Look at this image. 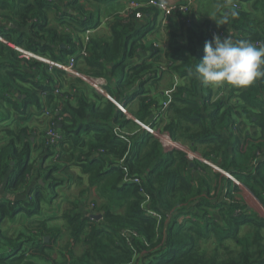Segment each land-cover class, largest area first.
<instances>
[{"label": "trees", "instance_id": "1", "mask_svg": "<svg viewBox=\"0 0 264 264\" xmlns=\"http://www.w3.org/2000/svg\"><path fill=\"white\" fill-rule=\"evenodd\" d=\"M131 1L151 0H0L23 29L4 23L0 36L53 61L76 56L78 74L106 79L109 95L128 110L123 114L82 79L21 59L0 42V264H264V219L236 196L245 186L264 207V77L216 91L194 74L214 29L264 45V0H216V25L198 23L196 10L174 14L165 28L175 21L165 59L145 42L160 26L159 10L129 13ZM140 50L149 55L134 62ZM172 73L181 81L160 87ZM37 118L41 126L30 128ZM136 120L241 185L180 150L166 152ZM54 126L62 139L52 146L45 134ZM79 184L86 186L79 200L60 196ZM45 209L57 216L47 218ZM62 228L70 234L65 248ZM245 228L251 234L240 236ZM209 243L211 252L204 248Z\"/></svg>", "mask_w": 264, "mask_h": 264}, {"label": "built area", "instance_id": "2", "mask_svg": "<svg viewBox=\"0 0 264 264\" xmlns=\"http://www.w3.org/2000/svg\"><path fill=\"white\" fill-rule=\"evenodd\" d=\"M146 7L156 8L159 10V12L161 14H163V18H161V20H160V26L163 29H165L167 24H168L167 19L169 17L173 16L174 14H176L178 12L186 14L189 11H195L196 10V4L194 3L193 0H184L182 4L175 5L174 7H168L166 4H164L162 2H158L156 0H151L148 3H135L133 1H131V2H129L127 11L129 13H135L138 10H140L141 8H146ZM231 7L236 9V8L240 7V3L237 1H232ZM142 17L143 16L141 13L136 14L137 19H142ZM214 30H215L214 33L216 34V36H220L221 38H224L223 34L219 33L217 29H214ZM93 33L94 32L91 30L87 31L84 35V40L87 41L89 39L90 35ZM0 42L8 45L11 49L16 51L19 54L21 59L35 60V61H38L40 63L47 65L49 68V71H52L54 69H58V70L65 72L66 74H68L70 76H75V77L82 79L90 89H92V90L96 91L97 93L101 94L102 96L106 97L110 102H112L114 105H116V107L123 114L128 115L127 107H125L121 103L117 102L115 99H113V97H111L109 95L108 90L106 88L107 84H108V81L106 79H104V78L90 79V78H87V77H84V76H81L78 74V72L76 71V58H77L76 56H71L67 62H57V61H53L47 57H43L39 54H35L31 51H28L19 45L12 44V43L8 42L7 40H5L2 36H0ZM153 46L155 47V49H159L158 45L153 44ZM160 52H161L162 57L165 59L166 50H164V51L160 50ZM81 55L87 56V53L85 51H82ZM172 92L173 91L167 92V95H169V97L163 103L164 110L167 109L169 107V105L171 104L170 95ZM55 93H60V91L57 89L55 91ZM49 111L50 110H46L44 113V116H46L47 118H50L49 117V113H50ZM136 123H138L147 133L155 136L160 141L162 147L164 148V150L166 152H172L174 150H180L187 155L188 159L191 162L200 161V162L212 167L213 163L203 159V157L200 154L191 152L190 150L185 148L182 144L173 140L167 133H161L160 130H156L155 128H152L148 125L142 124L141 122H139L137 120H136ZM61 139H62L61 132L59 130V127H56V126L50 127L45 134V140H47V142L52 146L57 145L61 141ZM224 175L228 179L233 181L234 184H236L238 186L241 185L231 175H229L227 173H224ZM134 183H139V180H134Z\"/></svg>", "mask_w": 264, "mask_h": 264}, {"label": "clouds", "instance_id": "3", "mask_svg": "<svg viewBox=\"0 0 264 264\" xmlns=\"http://www.w3.org/2000/svg\"><path fill=\"white\" fill-rule=\"evenodd\" d=\"M238 13L233 11L232 16ZM195 78L210 86L244 88L264 77V45L214 36L204 45L203 59L196 63Z\"/></svg>", "mask_w": 264, "mask_h": 264}, {"label": "crops", "instance_id": "4", "mask_svg": "<svg viewBox=\"0 0 264 264\" xmlns=\"http://www.w3.org/2000/svg\"><path fill=\"white\" fill-rule=\"evenodd\" d=\"M137 1H147V0H137ZM160 1H163V0H160ZM184 0H164L163 2L165 3H169V4H172V3H183ZM195 1V4H196V14H195V17H196V20L199 22H203V20H211L210 23L211 24H215L216 25V21L215 20V15L217 13V10H218V7L217 5L215 4V1L216 0H194ZM155 14H157L156 12L151 14V15H147L146 17H150V16H154ZM161 15L160 13H158V16L156 18V23L157 25L160 23V20H161ZM10 17V21L7 19ZM214 19V20H213ZM154 20V19H153ZM213 20V21H212ZM220 22H221V19H219ZM150 22V24H152V20H148ZM155 21V20H154ZM4 23H10V25L12 27H16L19 31L23 30L20 28L17 20H12L11 16L9 15L8 12H4L1 10L0 8V26L4 27L3 24ZM13 23H15V26L13 25ZM155 25V23H154ZM171 25V26H170ZM168 25L167 29H163L161 28V26H157L155 27L154 30H152L151 32H148L147 35H146V38H145V42L147 43L146 47H149L150 44H156L159 46V49L161 51H164V50H167V47H168V32L170 29H175L174 27L172 26H176V23L175 21H172L171 24ZM151 27V26H150ZM153 29V26L151 27ZM169 28V29H168ZM150 29V28H149ZM103 32L109 34L110 33V29L109 27H103ZM232 33V32H231ZM149 55V51H143V50H140L138 55L134 58V62H137V61H140L141 59L143 58H146L147 56ZM173 81L174 82H178V81H181L180 77L178 74H175V73H172L170 74V77L169 78H164L162 81H161V86L160 87H163V88H166V86L168 85V82L169 81ZM3 82L4 80L0 79V86L3 85ZM225 85L223 86H219V87H215L214 86V89L217 91L218 88H224ZM132 105V104H130ZM132 110V109H131ZM136 110V109H134ZM43 121H45L43 119ZM41 122L42 120L40 119H33V121L31 120L30 124H29V127L32 128V129H36L38 126H41ZM92 196L94 198H97V194H96V191L95 189L92 190ZM1 192V191H0ZM3 195V193H1ZM10 198H14V197H10ZM48 213L46 215L47 218H49V216L51 217H54V216H57V213H56V210H52V211H47L46 209L44 210L43 213Z\"/></svg>", "mask_w": 264, "mask_h": 264}, {"label": "rangeland", "instance_id": "5", "mask_svg": "<svg viewBox=\"0 0 264 264\" xmlns=\"http://www.w3.org/2000/svg\"><path fill=\"white\" fill-rule=\"evenodd\" d=\"M163 1H160V2L166 4L168 7H174L175 5L180 4V2L172 3V4L168 3L167 4V3L163 2ZM206 21L207 20H203V22H206ZM29 124L30 123H28V125ZM160 127H162V126H160ZM161 133H165V132L161 131ZM210 168L213 169L216 173L222 174L223 176H225L224 175L225 172H222L217 165L213 164L212 167H210ZM204 174H206V173H204ZM235 180H237L239 182L238 179L235 178ZM229 181H231V180L229 179ZM85 187H86L85 185H83V184L80 185L79 184L78 187L73 188V190H71V191H70V189H68V187H66L65 189H62V191L60 193V196H62V198H64V199H70L71 198L70 201H77V200L80 199V193H81L82 190L85 189ZM236 196H238L239 198H242V201H239V202L242 203L244 207H247L248 209H252V211H254L255 214H258L260 218L264 219L263 218L264 217V207H263L262 203L260 202L259 199L256 198V196L247 187L241 185V193L237 194ZM92 198L95 199L93 196H92ZM63 206L67 207V204L65 203ZM63 206H62V208H63ZM18 217L19 216H17V218ZM55 224H57V225L59 224V226L62 225V223L59 222V221L55 222ZM7 226L10 229H12V230L21 228L20 224L18 225L17 222H11V223L8 222ZM261 231H262V234L264 236V229L261 230ZM251 232L252 231L249 228L242 229L241 232H240V236H245L247 234H251ZM60 233H64V228L60 229ZM69 241H70V234H69V232H67V230H65V233L62 235V239H61L60 245L65 248V246L69 243ZM228 246L231 247V250L237 249V246L233 242H231L230 240H228ZM204 248H206L208 251L211 252V250L214 249L215 246H212V243H209L206 246H204ZM78 249L79 250L77 252L78 253L80 252V254H81L80 248H78ZM220 252L222 253L223 250H221ZM55 256L58 257L57 255H55ZM57 261H58V264H62L61 259L60 260L57 259Z\"/></svg>", "mask_w": 264, "mask_h": 264}, {"label": "water", "instance_id": "6", "mask_svg": "<svg viewBox=\"0 0 264 264\" xmlns=\"http://www.w3.org/2000/svg\"><path fill=\"white\" fill-rule=\"evenodd\" d=\"M193 166V165H192ZM41 184H43L42 182H41ZM93 219H95V220H101L102 219V216L101 215H92L91 216ZM49 239L48 238H46L45 239V241L47 242Z\"/></svg>", "mask_w": 264, "mask_h": 264}]
</instances>
